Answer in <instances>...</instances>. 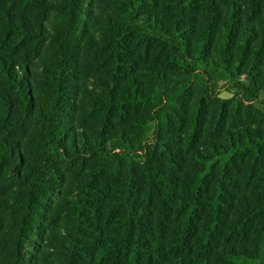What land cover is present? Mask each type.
<instances>
[{"label":"trees","instance_id":"obj_1","mask_svg":"<svg viewBox=\"0 0 264 264\" xmlns=\"http://www.w3.org/2000/svg\"><path fill=\"white\" fill-rule=\"evenodd\" d=\"M0 264H264V0H0Z\"/></svg>","mask_w":264,"mask_h":264},{"label":"rangeland","instance_id":"obj_2","mask_svg":"<svg viewBox=\"0 0 264 264\" xmlns=\"http://www.w3.org/2000/svg\"><path fill=\"white\" fill-rule=\"evenodd\" d=\"M231 95H232L231 92H228V91H223V92H222V96H223V97H229V96H231Z\"/></svg>","mask_w":264,"mask_h":264}]
</instances>
